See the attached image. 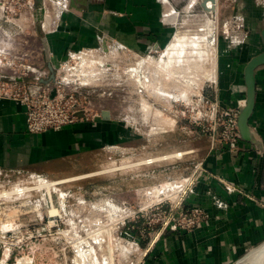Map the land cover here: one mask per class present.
<instances>
[{
    "label": "crops",
    "instance_id": "1",
    "mask_svg": "<svg viewBox=\"0 0 264 264\" xmlns=\"http://www.w3.org/2000/svg\"><path fill=\"white\" fill-rule=\"evenodd\" d=\"M186 6L183 8L185 12L188 11ZM208 7H211L210 3ZM263 11L264 8L257 10L256 20L264 17ZM35 16L39 19L35 26L18 22L22 31L13 36L10 31L16 28L0 25V47L7 46L9 39L19 47L22 37L27 35L45 40L54 65L66 59L68 53L77 51L106 59L109 57L110 60L145 55L148 63L159 71L169 69L176 61L174 70L178 71L175 74L178 90H189V85L195 86L211 100H219L223 107L240 108L245 103L243 74L233 79V74L230 77L229 73L221 72L212 74L209 79L199 73L201 56L196 52L192 53V68L185 62V47L175 54L171 52L173 45L182 42L183 37L177 35L175 28L179 25L175 20L179 18L180 11L168 0H42ZM211 23L210 17L208 24L211 26ZM190 45L195 47L197 43L193 41ZM194 78L198 79L197 83ZM255 80V108L249 121L253 141H241L239 149L234 152L225 147L206 149L205 156L193 167L191 175L176 183L186 191L185 207L202 208L206 214L205 221L189 232L178 230L160 234L141 264H235L264 243V66L255 71ZM150 82L148 79L147 86ZM235 83L239 85V98L242 99L240 102L237 98V104L234 98L229 99L230 102L222 98V92L231 89ZM156 92L167 99L174 98L162 90ZM151 108L158 111L157 116L161 117L164 125L175 122L153 102ZM121 114L114 109L107 121L78 122L60 131L31 135L25 128V108L14 101L0 99V170L28 171L51 179L61 178L64 174L60 173L64 170L60 167L71 164L76 158L91 151L106 152L114 144L143 138L138 129L129 124L127 116L125 118ZM166 134L170 135V132L164 131L161 136ZM196 152L198 150L194 149ZM188 153L191 151L158 157L147 155L145 160L109 170L159 164L169 158L180 159ZM170 164L161 163L157 167L168 171ZM184 165L182 161L172 167H181L184 171ZM102 173L91 172L56 184Z\"/></svg>",
    "mask_w": 264,
    "mask_h": 264
},
{
    "label": "rangeland",
    "instance_id": "2",
    "mask_svg": "<svg viewBox=\"0 0 264 264\" xmlns=\"http://www.w3.org/2000/svg\"><path fill=\"white\" fill-rule=\"evenodd\" d=\"M168 1L180 11L179 18L175 20L179 25L176 24L178 27L175 28L177 35L183 37L182 42L173 45L171 52L175 54L185 47V62L189 68L193 67L192 53L196 52L201 56V76L211 79L212 74L225 72L230 77L233 74V79L237 78L243 74L248 61L263 51L258 31L264 17L256 20L255 16L257 10L264 8V0H219L211 26L208 24L210 16L197 9L200 0ZM185 6L187 12L183 10ZM262 13L264 15V11ZM193 41L197 46L190 45ZM138 57L114 60L108 57V61L116 63L119 71L123 72L127 67H134ZM176 63L173 61L169 69L160 68L159 71L147 61L142 74L138 72L136 75L142 88H136L134 81L124 79L119 86L114 82L106 89L112 93L111 101L115 102L110 103L111 111L116 109L125 118L127 116L129 124H133L143 138L114 144L106 152L91 151L76 158L71 164L60 167L64 170L60 173L64 174L61 178L42 176L50 182H57L96 171H103L102 174L65 181L51 187V190L38 188L37 182L42 184L44 179L36 178L28 171L0 174V194L21 188L31 189L23 194L0 198V264H133L137 258L140 259L144 248L157 239L155 235H149L151 228H157V212L153 210L155 216L147 222L143 219L131 222L127 216L134 211L157 207L163 198L161 192L174 189L176 183L188 178L199 159L205 156L206 149L222 147L220 137L212 146L207 136L190 125V96L200 90L190 85L189 90H178ZM148 79L151 80L149 86L146 83ZM194 79L197 83L198 79ZM232 88L223 91L222 98H238L241 102L239 85L235 83ZM157 90L174 98L162 97ZM152 102L175 122L164 125L161 117L157 116L158 111L151 108ZM238 102L236 100V104ZM237 111L239 113V108ZM164 131H169L170 135L162 137ZM194 149L198 150L196 154ZM186 151L191 153L180 159L169 158L159 164L109 170L145 160L147 155L158 157ZM182 161L185 163L184 171L181 167H172ZM161 163H171L170 169L165 171L157 167ZM170 198L175 199L173 195ZM123 207L128 210L122 213L118 208ZM52 208L57 212L51 214ZM138 241L140 250L143 249L141 252L135 250ZM259 248L252 249L235 264H246L249 256ZM144 258L141 257L142 262Z\"/></svg>",
    "mask_w": 264,
    "mask_h": 264
},
{
    "label": "built area",
    "instance_id": "3",
    "mask_svg": "<svg viewBox=\"0 0 264 264\" xmlns=\"http://www.w3.org/2000/svg\"><path fill=\"white\" fill-rule=\"evenodd\" d=\"M37 3L35 0H0V25L16 28L12 35L21 33L18 22L35 26L39 19L35 16ZM42 27L43 23H42ZM0 47V99L14 101L25 108L26 132L38 135L48 131H60L78 122L94 123L101 119L103 111L111 112V92L107 87L114 82L121 84L134 81L138 72H143L147 56L141 55L134 67H127L119 71L116 63H110L105 57L90 55L81 51L68 53L66 59L52 64L45 59L44 46L41 39H33L25 35L20 46L14 42ZM1 42V37H0ZM11 44V45H10ZM52 65L53 81H49L47 64ZM46 82V83H43ZM163 97V96H162ZM191 115L189 123L210 140L213 146L218 137L222 147L234 152L239 149L240 135L237 128V108L223 107L218 100H211L201 91L190 96ZM183 102L182 99H179ZM20 173L27 171H3L1 173ZM28 173V172H27ZM30 175L43 177L40 174ZM173 189L161 192L162 199L157 207L134 211L127 219L137 222L143 219L147 222L155 210L157 228H151L149 235L157 238L165 231H192L206 219L205 211L199 207L187 209L184 205L186 191L179 185ZM174 200H171V196ZM168 201V202H167ZM167 205V206H166ZM120 212L128 210L118 208ZM153 211V212H152ZM144 232H141L143 234ZM154 241L144 248L140 259L133 264H140L141 257H145ZM135 250H140L139 241L135 243ZM140 250V252L142 251Z\"/></svg>",
    "mask_w": 264,
    "mask_h": 264
},
{
    "label": "water",
    "instance_id": "4",
    "mask_svg": "<svg viewBox=\"0 0 264 264\" xmlns=\"http://www.w3.org/2000/svg\"><path fill=\"white\" fill-rule=\"evenodd\" d=\"M37 3V8L40 9L42 6V0H35ZM217 0H200L198 9H200L206 15H209L213 19V14L216 10ZM208 3L211 4V9L208 7ZM209 17V18H210ZM261 40L263 44V51L258 55L251 58L243 70V80L245 86V103L243 107L239 108L238 119H237V128L240 135V140L243 142H252L253 136L252 131L249 126V121L253 115L255 108V96H256V80H255V71L257 68L264 66V20L263 27L260 32ZM44 46V53L46 61H49V51L45 40L42 39ZM50 76L49 81L54 79V71L50 63L47 64ZM46 83V82H43ZM102 120H109L110 114L108 111H103L101 113Z\"/></svg>",
    "mask_w": 264,
    "mask_h": 264
},
{
    "label": "bare ground",
    "instance_id": "5",
    "mask_svg": "<svg viewBox=\"0 0 264 264\" xmlns=\"http://www.w3.org/2000/svg\"><path fill=\"white\" fill-rule=\"evenodd\" d=\"M209 9H211V7H209ZM141 73V72H140ZM142 74V73H141ZM144 78V77H143ZM93 175V174H92ZM84 177V176H83ZM45 180V179H44ZM41 182H42V180H40ZM37 183H39L38 184V188H47L48 190L51 188V187H53V186H55V185H57L56 184V182L55 183H50V182H47V181H44V182H42V184L40 183V182H37ZM27 190L28 191H30L31 189L30 188H27V189H23V188H21V189H17V190H15L14 192H10V193H6V192H3V193H1L0 194V198L1 197H8L9 195H12V194H19V193H25V192H27ZM51 190V189H50ZM48 195H49V198L51 199V193L48 191ZM57 211L54 209V208H52L51 210H50V213L51 214H54V213H56ZM246 264H264V243L260 246V248L258 249V250H256L255 252H253V254H251L250 256H249V258L247 259V262H246Z\"/></svg>",
    "mask_w": 264,
    "mask_h": 264
}]
</instances>
